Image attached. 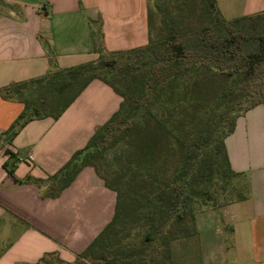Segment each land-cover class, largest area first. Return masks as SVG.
Instances as JSON below:
<instances>
[{
	"label": "crops",
	"instance_id": "crops-1",
	"mask_svg": "<svg viewBox=\"0 0 264 264\" xmlns=\"http://www.w3.org/2000/svg\"><path fill=\"white\" fill-rule=\"evenodd\" d=\"M216 6L230 20L263 11L264 0H216ZM148 11L147 0H0V89L42 76L51 57L65 68L96 60L95 47L111 53L145 45ZM120 100L108 85L93 79L57 119H32L9 142L2 133L23 103L0 95V264H37L48 253L71 263L111 221L115 192L91 166L81 168L56 196L44 192L48 177L86 144ZM224 145L231 169L245 179L248 193L239 202L252 220L247 226L239 219L230 224L227 214L245 215L232 203L222 214L226 232L239 236L247 227L250 235L230 244L231 262L225 244L208 243L203 263L264 264L263 105L236 117Z\"/></svg>",
	"mask_w": 264,
	"mask_h": 264
},
{
	"label": "trees",
	"instance_id": "trees-1",
	"mask_svg": "<svg viewBox=\"0 0 264 264\" xmlns=\"http://www.w3.org/2000/svg\"><path fill=\"white\" fill-rule=\"evenodd\" d=\"M207 4L210 13L214 14V21L198 29L193 39L170 28L164 37L148 38L143 46L107 53L106 56L101 48L95 47L99 56L94 61L61 68L51 57L49 69L42 76L11 82L0 89L4 99L16 98L23 103L22 111L2 133L9 142L32 119L46 116L57 119L93 79L108 85L121 98L118 108L97 127L86 144L74 151L67 162L48 177L50 183L45 195L56 196L74 180L81 168L93 167L90 159L126 134L131 137L132 155L137 167L143 163L153 165L163 149L166 150V159L169 158L172 143L181 152V166L164 181L152 201V219L157 220L158 225L170 219L181 221L187 215L194 222L197 198L206 199V192L197 185L212 181L219 175H238L230 167L224 139L232 132L240 113L258 104L264 107V10L227 20L219 12L216 0H207ZM246 46L251 48L246 49ZM211 69L214 72L209 75ZM229 77H232L231 84L210 87L211 79L225 80ZM34 85H42V93L53 90L61 94L74 87L76 90L63 102H55L42 112L41 106L46 102L44 97L37 98L39 103H36L35 98L21 96L22 88ZM173 85L181 88L183 100L189 97L187 102L191 106L194 99L200 102L207 96V100H215L208 121L201 130L174 135L166 122L152 112V107L160 104L165 87L173 91ZM172 96L171 92L167 102H171ZM245 100L249 103L243 106ZM187 111L184 106L186 116H192ZM184 121L178 122L181 130ZM8 154L17 161L13 153ZM4 166L8 167L6 163ZM13 168H8L10 174H13ZM100 177L105 186L116 193L115 211L111 221L77 257L89 256L91 248L109 236L121 204L124 210L128 208L124 201L120 203V190ZM144 182L142 178L139 180L141 186H145ZM153 237L154 234L147 235L148 240ZM53 258L58 259L56 264H69L54 253L42 256L37 264H54Z\"/></svg>",
	"mask_w": 264,
	"mask_h": 264
},
{
	"label": "rangeland",
	"instance_id": "rangeland-1",
	"mask_svg": "<svg viewBox=\"0 0 264 264\" xmlns=\"http://www.w3.org/2000/svg\"><path fill=\"white\" fill-rule=\"evenodd\" d=\"M147 6L150 40L164 37L170 28L193 39L198 29L211 25L214 21V14L210 13L207 0H147ZM233 9V13L238 12V8ZM103 55L106 56L107 53ZM116 57L119 58L120 55ZM213 72L214 69H211L208 73L210 75ZM231 83L232 77L225 80L211 79L210 87ZM41 86H26L21 89V96L26 99L44 97L46 102L41 106L42 112L52 107L55 102H63L76 90L74 87L61 94L53 90L42 93ZM181 86L180 84L179 87ZM179 87L173 85V91L165 87L166 92L160 97V104H155L152 112L166 122L174 135L201 130V126L208 121L215 100L209 101L206 96L200 102L196 99L192 100L193 106H191L187 102L189 97L183 100L184 96ZM171 92L172 100L167 102ZM36 103H39L38 99ZM248 103L249 101L245 100L243 106ZM184 106L192 116H186L183 112ZM182 119L185 121L181 130L178 122ZM151 121L154 119L151 118ZM130 140V135L126 134L114 145L90 159L95 168L93 169L107 183L120 190V203L124 201L128 204V208L124 210L121 204L112 232L91 248L89 256L76 257L69 264H204L203 255L206 253L208 243L211 242L225 244L231 262L234 256L230 244L236 238H249L250 234L247 227L243 228L239 236L226 232L229 225L222 214L232 203H236V207L242 209L245 214L246 205L239 202L242 196L248 193L244 177L219 175L212 181L197 185L206 192L204 196L206 199L200 196L197 198L194 205V222L190 215H187L181 221L170 219V222L158 225V221L152 219L154 214L152 201L157 191L164 185V181L171 178L181 166V152L177 145L172 143L169 158L166 159V150L163 149V153H160L153 165L143 163L142 166L137 167ZM141 178L145 180V186L139 183ZM226 216L230 224L238 223L239 219L241 226H247L252 221L246 217V214L241 217L230 214ZM259 221L260 219H257V222ZM148 234H154L152 240L147 239ZM53 261L56 264L58 259L53 258Z\"/></svg>",
	"mask_w": 264,
	"mask_h": 264
},
{
	"label": "built area",
	"instance_id": "built-area-1",
	"mask_svg": "<svg viewBox=\"0 0 264 264\" xmlns=\"http://www.w3.org/2000/svg\"><path fill=\"white\" fill-rule=\"evenodd\" d=\"M18 160L20 161V160H22V158L21 157H18Z\"/></svg>",
	"mask_w": 264,
	"mask_h": 264
}]
</instances>
